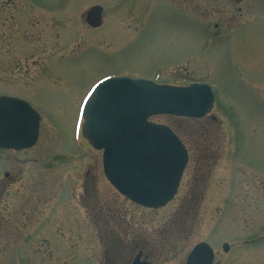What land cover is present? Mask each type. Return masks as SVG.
Instances as JSON below:
<instances>
[{
  "label": "rangeland",
  "instance_id": "374dc122",
  "mask_svg": "<svg viewBox=\"0 0 264 264\" xmlns=\"http://www.w3.org/2000/svg\"><path fill=\"white\" fill-rule=\"evenodd\" d=\"M95 6L99 29L85 21ZM119 75L216 93L215 122L153 120L192 156L156 211L110 185L82 135L87 92ZM2 96L41 123L34 148L0 152V264H132L139 251L186 264L202 242L214 264H264V0H0Z\"/></svg>",
  "mask_w": 264,
  "mask_h": 264
},
{
  "label": "water",
  "instance_id": "95a60500",
  "mask_svg": "<svg viewBox=\"0 0 264 264\" xmlns=\"http://www.w3.org/2000/svg\"><path fill=\"white\" fill-rule=\"evenodd\" d=\"M237 4L243 0H235ZM103 9L94 7L86 22L102 25ZM208 84L190 87L157 85L146 79L113 77L100 82L85 102L82 133L91 146L103 151L104 174L110 184L136 205L159 209L176 195L188 162L185 147L166 126L149 120L158 116L201 119L213 107ZM41 117L23 100L0 97V149L21 151L38 139ZM224 252L229 245L223 246ZM206 243L197 245L186 264H213ZM133 264H140L136 260Z\"/></svg>",
  "mask_w": 264,
  "mask_h": 264
},
{
  "label": "flooded vegetation",
  "instance_id": "af4514ba",
  "mask_svg": "<svg viewBox=\"0 0 264 264\" xmlns=\"http://www.w3.org/2000/svg\"><path fill=\"white\" fill-rule=\"evenodd\" d=\"M207 118V117H206ZM206 118H204V119H202V120H205ZM185 119V118H184ZM185 120H187V119H185ZM189 120V119H188ZM217 119L215 118V117H210V120H205L207 123H209V121H211V122H215ZM182 141H183V143L185 144V147L187 148V151H188V155H189V162H190V160H191V152H190V147L187 145V143L182 139ZM207 147L205 148V149H211V147H210V145L209 144H207L206 145ZM200 148V147H199ZM31 150V149H30ZM26 151H29V150H26ZM26 151H21V152H14V151H6V152H12V153H22V152H26ZM0 152H2V151H0ZM5 152V151H4ZM201 152L200 151H198L197 152V154H200ZM189 164V163H188ZM4 176V178H6V179H9L10 178V174L8 173V172H5L4 174H3ZM4 186V188H6V186L5 185H3ZM108 257V256H107ZM109 258V257H108ZM135 259H138L139 261H141V262H146V258L144 257V255H143V252L142 251H139L136 255H135V257H134V259H133V261L135 260ZM132 261V262H133ZM108 262L109 263H111V264H114V261H111V259L109 258L108 259Z\"/></svg>",
  "mask_w": 264,
  "mask_h": 264
}]
</instances>
